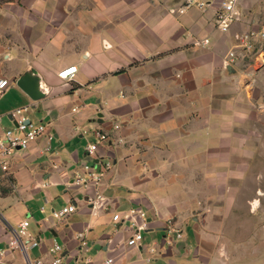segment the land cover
Here are the masks:
<instances>
[{
  "label": "crops",
  "instance_id": "crops-1",
  "mask_svg": "<svg viewBox=\"0 0 264 264\" xmlns=\"http://www.w3.org/2000/svg\"><path fill=\"white\" fill-rule=\"evenodd\" d=\"M204 1L180 11L185 0H0V79L9 80L0 136L4 117L15 123L11 112L23 107L53 132L0 168V264L50 262L56 243L61 264H264V250L248 243L233 261L222 240L232 236L229 216L219 214L232 205L228 180L248 170L249 88L262 77L242 48L232 61L227 53L237 34L262 28L264 0H238L226 32L216 27L219 0ZM74 65L73 78L59 77ZM32 69L40 100L17 85ZM96 130L109 139L90 155ZM107 160L99 182L82 167L99 161L101 172ZM70 205L65 218L53 215ZM131 208L147 212L140 246L128 243L130 222L113 218ZM25 220L24 252L9 241Z\"/></svg>",
  "mask_w": 264,
  "mask_h": 264
},
{
  "label": "built area",
  "instance_id": "built-area-1",
  "mask_svg": "<svg viewBox=\"0 0 264 264\" xmlns=\"http://www.w3.org/2000/svg\"><path fill=\"white\" fill-rule=\"evenodd\" d=\"M238 0H219V8L216 12L215 22L216 27L222 32H226L230 29L231 25L238 20V12L235 8L236 2ZM210 2H205L204 0H185V5L180 9H184L191 6L204 7ZM238 43L235 47L231 48L227 53L228 60H233L236 58V48H242L243 53H253L255 54V60L260 65L264 61V25L260 30H250L241 34L236 35ZM209 43V38H204L199 40L196 44L206 45ZM77 71V66H70L61 70L58 75L62 79L73 78ZM9 85L8 79H0V93H2ZM28 107L17 108L11 112L12 117L15 119V125L13 129H8L4 131L3 135L0 136V168L3 172H8L10 166V160L17 149H25L29 146L30 142L46 136L49 139L53 138V132L47 130L45 124H35L25 115V111ZM115 128H119V123H115ZM97 140L93 143L86 145V151L90 155H95L97 153L99 145L106 143L109 139V135L102 130H96ZM99 161L97 162V164ZM95 164L94 166H96ZM94 166L90 164L89 161L83 163V169L90 172L94 177L93 180L99 182L102 178L104 172L108 171L112 167L111 161H106L102 163L103 170L101 172L93 171ZM93 167V168H92ZM106 170V171H105ZM77 182L82 183V178L78 177ZM102 194L99 192L96 196V199H101ZM76 209V206L70 205L59 210H55L53 215L62 219L67 216L69 212H72ZM146 210L143 208H131L125 214H115L114 220L125 222H130V225L133 227V235L129 238L128 243L130 245L140 246L143 239V230L147 226L146 222ZM29 221L25 220L21 223L19 231L11 237L9 241V246L13 249H20L24 252L26 251V242L23 239V236L26 232V227L28 226ZM181 237V234H178ZM77 238L80 240L81 246H86L87 242L85 239V234L79 232ZM63 246L60 244H54L51 248V251L54 255L50 262H46L43 259H35L30 261V264H61L65 259V254L63 252ZM107 263H112L113 259L109 258L106 261Z\"/></svg>",
  "mask_w": 264,
  "mask_h": 264
},
{
  "label": "rangeland",
  "instance_id": "rangeland-1",
  "mask_svg": "<svg viewBox=\"0 0 264 264\" xmlns=\"http://www.w3.org/2000/svg\"><path fill=\"white\" fill-rule=\"evenodd\" d=\"M239 55L240 58L246 59L249 65L255 66L262 77L256 84L254 92L252 86L249 88L250 96L253 94L252 96L256 98L247 128L250 134L248 170L244 176L228 180L229 183H233V188L227 192V198L223 202H231L232 205L229 207L225 205L221 209L222 212H219L229 216L225 226L232 236L222 240L227 242L233 261L242 255V243H248L255 253L259 248L264 250V61L261 65L257 63L256 55L253 53L241 52ZM261 58L264 59V56ZM4 118L5 131L13 129L14 121L7 116ZM246 161L243 160L244 167ZM234 165H238L237 159H234Z\"/></svg>",
  "mask_w": 264,
  "mask_h": 264
},
{
  "label": "water",
  "instance_id": "water-1",
  "mask_svg": "<svg viewBox=\"0 0 264 264\" xmlns=\"http://www.w3.org/2000/svg\"><path fill=\"white\" fill-rule=\"evenodd\" d=\"M17 85L33 100L45 97V93L40 89V78L35 69L26 71L17 80Z\"/></svg>",
  "mask_w": 264,
  "mask_h": 264
}]
</instances>
